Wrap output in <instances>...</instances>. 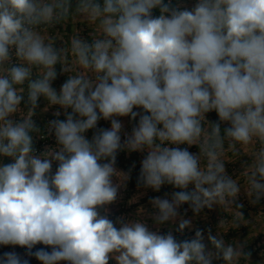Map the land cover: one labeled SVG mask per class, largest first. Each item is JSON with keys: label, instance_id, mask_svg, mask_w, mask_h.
Wrapping results in <instances>:
<instances>
[{"label": "clouds", "instance_id": "1", "mask_svg": "<svg viewBox=\"0 0 264 264\" xmlns=\"http://www.w3.org/2000/svg\"><path fill=\"white\" fill-rule=\"evenodd\" d=\"M69 23L90 31L64 39L56 29ZM57 65L67 74L59 90ZM41 98L43 111L58 109L46 126L56 144L37 154ZM119 117H139L123 143ZM124 149L146 151L145 188L179 189L151 199L155 229L109 218L128 178L115 167ZM227 156L240 163L236 177ZM242 188L252 204L264 199V0H0V246L41 264H247L250 253L222 235L249 223ZM183 205L194 215L220 206L231 219L216 235L178 240L160 229L193 230ZM0 264L28 261L6 252Z\"/></svg>", "mask_w": 264, "mask_h": 264}, {"label": "rangeland", "instance_id": "2", "mask_svg": "<svg viewBox=\"0 0 264 264\" xmlns=\"http://www.w3.org/2000/svg\"><path fill=\"white\" fill-rule=\"evenodd\" d=\"M165 2L167 3L168 0H165ZM195 2L196 0H171V3L173 6L180 5V6L188 7V8H191L195 4ZM154 15L156 16L159 15L158 9L154 10ZM76 27L81 30L82 35L84 36H87L88 32L90 31L87 25L85 24L76 25L75 23L73 25L69 23L63 28L58 27L56 30L62 33V37L64 39H67L68 36L71 35L72 29H75ZM56 68L58 72V78L53 82V87L59 90L61 84L67 79V74L59 75L60 66L57 65ZM46 103L47 102L43 98H41L38 102V107L36 109L35 115L33 116V120L35 124L41 129V132L39 134L37 133L32 134L33 141H34V148L38 149L37 154L41 153L48 147H54L56 144L54 136L47 134L46 126H47L48 121L52 119H56V117L54 116V112H56L58 109H57V106H53L49 108L47 112H45L43 111V109L45 108ZM24 110L27 111L26 108H24ZM134 111H142V110L134 109ZM215 117H217V114L214 111L206 114V118L209 119L210 122H214ZM59 118L64 119L65 117L61 115ZM118 119L123 124V128L121 130V142L123 143L127 139V137L131 135L132 129L137 125L139 117H137L136 120H132L131 117H119ZM97 127L103 128V129H109L111 127V122L101 119L98 122ZM123 130L124 132H128L127 136L126 134H124ZM94 131L95 130H89V132L86 133L89 139H91ZM146 154H147L146 151L140 152V151H129L127 149L121 150L117 153L115 167L120 172H124L126 169L130 168V175H131L134 166L136 164H141V161L143 160V157L146 156ZM226 159L229 160V162L226 163V169L229 175H232L233 177L238 176L241 171L240 163L234 162V158H231L230 156H227ZM242 159L248 160L250 162V158L247 156H244ZM55 168H56V165L53 164V171L55 170ZM174 191H179V189H175L171 185H164L162 186L159 192H156L149 188V191L147 192V194H149V196H153V198L155 197L164 198L163 195L168 194L167 197L170 198L171 194ZM137 193H138V190H136V194ZM136 197L138 196H135V200H132L133 201L132 203H135L137 201ZM130 198L132 199V197ZM237 203L242 204L243 207L247 209V216L245 218L248 219L249 221V223H247V225L244 226V228H247V230L246 231L242 230L245 232L243 236H245V241H247L245 242L243 240L244 244H242V246L244 249H247L246 251L244 250L245 252L250 253V258L247 264H264V199H261V201L257 204H252L250 202L249 197L247 196V194L242 188L241 193L239 194ZM147 205L152 206L150 202ZM188 208H189L188 214L192 216L189 219H191L192 222L194 223V219L195 218L199 219V217L198 215L193 214L189 206ZM201 218L208 219L207 224H211V214L210 216H207V213L203 214V217ZM204 221L206 222L207 220H204ZM174 235L176 236L178 240H184V239L192 238L194 236V232H191L190 230L186 229L183 234L175 233ZM240 239H243V238L241 237ZM259 241H260V244L258 245L257 242ZM38 247L39 249L44 248L42 244L39 245ZM218 262L219 261H216V262L214 261V264H220ZM61 264L63 263L61 262ZM109 264H112V263L109 261ZM221 264H223V262ZM240 264H245V261L241 260Z\"/></svg>", "mask_w": 264, "mask_h": 264}, {"label": "crops", "instance_id": "3", "mask_svg": "<svg viewBox=\"0 0 264 264\" xmlns=\"http://www.w3.org/2000/svg\"><path fill=\"white\" fill-rule=\"evenodd\" d=\"M21 107L24 108V105L22 104ZM15 118L19 119V116L17 115ZM217 118H218V116H217ZM227 126L228 125L221 123V127L223 129ZM123 132H124V130H123ZM127 133L128 132H124V134H126V136L128 135ZM183 147H187V146H183ZM189 151L196 153L199 151V149L196 146H192L191 148H189ZM144 158L145 157H143V159ZM2 162L3 163H10L11 160H10V158H3ZM123 173L128 178L125 181H123L122 185L123 184L124 185H123V187L121 185V187L118 191V198H117L116 202L113 203L112 205L108 206L109 218L111 220H113L114 222L117 221L118 219H124V220L143 219L148 223V225L151 228L155 229L156 225L154 224L153 220L150 218L151 214H153L155 212V209H153L152 206L147 205V204H149V202L153 198V196H149V194H147V192L149 191V188H145L143 185L131 188L129 186V180L131 177L130 168L126 169ZM136 190H138L137 194H136ZM135 196H138V197H136L137 201L135 203H132L133 202L132 200H135ZM165 196L166 195H163L164 198H165ZM130 197H132V199ZM167 198H169V197H167ZM141 209H143L142 213L140 212ZM239 210L242 212V214L245 218L247 216V209H245V207H242ZM101 211H103V210H101ZM179 212L185 218L189 219L192 217L190 214H188L189 213L188 205H183L180 208ZM206 213H207V216H210V214H211V224H207L208 219H202L201 218V217H203V214H206ZM198 217H199V219H196V218L194 219V223H193L194 227H193V230H191V232H195V229H201L204 231L205 236H207L208 229H211L212 234L216 235L220 231V229H219L220 221L231 219V217L228 215V213L225 212L223 210V208H221L220 206H214V208L212 210L204 209L198 215ZM204 220H207V221L205 222ZM246 220H248V219H246ZM245 225H247V224H240L236 228H229L226 232L222 233L223 238L228 242H235V243H238L241 245L244 244L245 236H243V235L245 232L242 230H245V231L247 230V228H244ZM116 226L119 227V224H117ZM175 227H176L175 224L164 225L161 227L160 230L162 233H167L169 230H172L173 234H175L176 233ZM241 237L243 239H240ZM205 242L207 243V240H205ZM245 242H247V241H245ZM257 244L259 245L260 241L257 242ZM39 245H41V244L36 245L32 249V251L35 252L36 250H38ZM209 247H210V245H209ZM44 248H45V246H44ZM46 250L51 251L50 248H46ZM243 250L246 251L247 249L243 248ZM6 252H16L22 258V260H27L28 264H41V262L39 260H37L35 258V256L27 255V250H25V248H23V247H20V246H0V257H2L3 254ZM110 262L112 264H116V262L114 260H111ZM62 263L64 264V262H62ZM218 263L221 264L222 261H219Z\"/></svg>", "mask_w": 264, "mask_h": 264}, {"label": "trees", "instance_id": "4", "mask_svg": "<svg viewBox=\"0 0 264 264\" xmlns=\"http://www.w3.org/2000/svg\"><path fill=\"white\" fill-rule=\"evenodd\" d=\"M214 122H218L217 117H215ZM221 130L223 131V128L221 127ZM140 171H141V164H136L133 168V171L131 173V177L129 180V186L131 188H134L136 186L143 185L142 182H140Z\"/></svg>", "mask_w": 264, "mask_h": 264}, {"label": "built area", "instance_id": "5", "mask_svg": "<svg viewBox=\"0 0 264 264\" xmlns=\"http://www.w3.org/2000/svg\"><path fill=\"white\" fill-rule=\"evenodd\" d=\"M36 152L38 153V149H36ZM191 239V238H190Z\"/></svg>", "mask_w": 264, "mask_h": 264}]
</instances>
